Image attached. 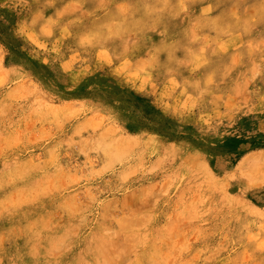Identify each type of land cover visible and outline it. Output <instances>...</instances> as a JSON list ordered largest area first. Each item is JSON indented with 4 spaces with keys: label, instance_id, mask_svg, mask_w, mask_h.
I'll list each match as a JSON object with an SVG mask.
<instances>
[{
    "label": "rangeland",
    "instance_id": "rangeland-1",
    "mask_svg": "<svg viewBox=\"0 0 264 264\" xmlns=\"http://www.w3.org/2000/svg\"><path fill=\"white\" fill-rule=\"evenodd\" d=\"M0 264H264V0H0Z\"/></svg>",
    "mask_w": 264,
    "mask_h": 264
},
{
    "label": "bare ground",
    "instance_id": "bare-ground-1",
    "mask_svg": "<svg viewBox=\"0 0 264 264\" xmlns=\"http://www.w3.org/2000/svg\"><path fill=\"white\" fill-rule=\"evenodd\" d=\"M119 6V5H118ZM232 11V10H231ZM159 21V20H158ZM172 43V42H171ZM23 171V170H22ZM20 175V174H19ZM127 223V222H126ZM134 223V222H133ZM128 226V225H127Z\"/></svg>",
    "mask_w": 264,
    "mask_h": 264
}]
</instances>
